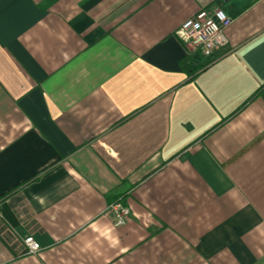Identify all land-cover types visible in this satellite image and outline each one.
Segmentation results:
<instances>
[{
	"label": "crops",
	"instance_id": "obj_1",
	"mask_svg": "<svg viewBox=\"0 0 264 264\" xmlns=\"http://www.w3.org/2000/svg\"><path fill=\"white\" fill-rule=\"evenodd\" d=\"M0 264H264V0H0Z\"/></svg>",
	"mask_w": 264,
	"mask_h": 264
},
{
	"label": "built area",
	"instance_id": "obj_2",
	"mask_svg": "<svg viewBox=\"0 0 264 264\" xmlns=\"http://www.w3.org/2000/svg\"><path fill=\"white\" fill-rule=\"evenodd\" d=\"M230 22L231 19L220 9L211 11L202 9L183 20L176 34L184 44L210 52L226 46L228 40L225 30ZM107 209L114 216L115 225L124 224L130 213L129 208L120 200L109 204ZM23 242L30 252H35L39 248L32 237H25Z\"/></svg>",
	"mask_w": 264,
	"mask_h": 264
},
{
	"label": "trees",
	"instance_id": "obj_3",
	"mask_svg": "<svg viewBox=\"0 0 264 264\" xmlns=\"http://www.w3.org/2000/svg\"><path fill=\"white\" fill-rule=\"evenodd\" d=\"M182 63L186 70L189 72V74L192 76H194L195 73L203 69L205 66L203 63H197L196 61L190 60L188 58L184 59Z\"/></svg>",
	"mask_w": 264,
	"mask_h": 264
}]
</instances>
